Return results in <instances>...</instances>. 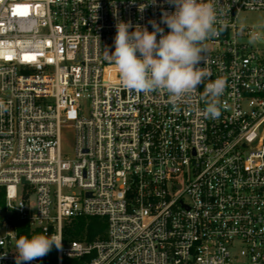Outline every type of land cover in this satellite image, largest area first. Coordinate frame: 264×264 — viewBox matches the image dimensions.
<instances>
[{"label":"built area","instance_id":"obj_1","mask_svg":"<svg viewBox=\"0 0 264 264\" xmlns=\"http://www.w3.org/2000/svg\"><path fill=\"white\" fill-rule=\"evenodd\" d=\"M216 6L228 26L199 65L205 84L226 80L213 119L205 85L174 105L164 91L124 88L105 55L121 21L167 34L169 0H0V264H16L12 216L61 239L58 264H264V39L249 43L264 29L238 22L264 0ZM94 216L103 236L64 242L65 224Z\"/></svg>","mask_w":264,"mask_h":264},{"label":"clouds","instance_id":"obj_2","mask_svg":"<svg viewBox=\"0 0 264 264\" xmlns=\"http://www.w3.org/2000/svg\"><path fill=\"white\" fill-rule=\"evenodd\" d=\"M169 3L175 6V11L161 17L169 29L167 34L155 21H150L151 32L140 26L130 32L132 25L121 21L116 25L115 50L109 54L105 49V55L114 63L124 88L145 94L164 91L174 105L205 85V115L218 118L226 80L217 77L205 84L211 73L199 65L206 42L228 26L220 19L223 12L217 8L216 0H169ZM244 27L241 24V29ZM259 27L264 28V24ZM260 39H264V32H250V44ZM53 246L61 247V239L54 235H20L15 240L16 264L42 258Z\"/></svg>","mask_w":264,"mask_h":264},{"label":"trees","instance_id":"obj_3","mask_svg":"<svg viewBox=\"0 0 264 264\" xmlns=\"http://www.w3.org/2000/svg\"><path fill=\"white\" fill-rule=\"evenodd\" d=\"M5 187L0 186V208L5 207ZM13 223L19 235H27L31 237L34 234H42L40 229H32L30 225L23 220H19L16 216H12ZM106 230V219L102 217H78L67 223L63 227V240L68 242L71 240H87L91 241L99 236H103ZM42 260L47 264H57V248L53 246L52 250L45 255ZM64 264H83L82 260L64 259Z\"/></svg>","mask_w":264,"mask_h":264},{"label":"rangeland","instance_id":"obj_4","mask_svg":"<svg viewBox=\"0 0 264 264\" xmlns=\"http://www.w3.org/2000/svg\"><path fill=\"white\" fill-rule=\"evenodd\" d=\"M239 24H243L245 26L254 27L263 31L264 28L259 27L261 24H264V11H244L238 18ZM264 46L263 44H260ZM89 104L86 102L84 104L85 110L88 109ZM75 130L71 126H65L61 129V151L62 155L66 159H74L75 157ZM30 186H27V189H30ZM73 189H64V193H69ZM31 201L35 200L34 193L31 194ZM7 217L6 213L0 208V235L4 232V220ZM58 264V263H57Z\"/></svg>","mask_w":264,"mask_h":264},{"label":"water","instance_id":"obj_5","mask_svg":"<svg viewBox=\"0 0 264 264\" xmlns=\"http://www.w3.org/2000/svg\"><path fill=\"white\" fill-rule=\"evenodd\" d=\"M23 182H26V180H23Z\"/></svg>","mask_w":264,"mask_h":264}]
</instances>
